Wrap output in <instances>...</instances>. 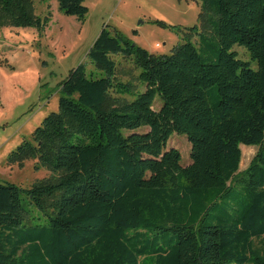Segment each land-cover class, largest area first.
<instances>
[{
    "label": "trees",
    "instance_id": "trees-1",
    "mask_svg": "<svg viewBox=\"0 0 264 264\" xmlns=\"http://www.w3.org/2000/svg\"><path fill=\"white\" fill-rule=\"evenodd\" d=\"M57 2L80 20L88 12L83 0ZM200 6L170 54L101 29L87 55L103 75L72 68L58 110L5 159L51 175L29 188L0 183V264H264V0ZM4 26L40 29L32 0H0ZM113 54L141 70L133 100ZM172 133L190 143L186 166L166 148ZM241 144L257 150L239 171ZM24 198L43 223L31 224Z\"/></svg>",
    "mask_w": 264,
    "mask_h": 264
},
{
    "label": "rangeland",
    "instance_id": "rangeland-1",
    "mask_svg": "<svg viewBox=\"0 0 264 264\" xmlns=\"http://www.w3.org/2000/svg\"><path fill=\"white\" fill-rule=\"evenodd\" d=\"M34 14L41 18V28L0 27V183L10 182L29 188L47 178L45 167L34 168L35 160H25L22 166L7 165L8 153L22 140H31V133L43 118L58 110L60 84L72 68L83 64L87 74L101 76L87 53L102 28L114 29L132 44L154 55L170 54L183 41L186 29L199 25L200 0H83L88 12L84 19L66 15L57 0H32ZM197 45V35L191 37ZM233 50L238 58L250 61L242 46ZM116 65V77L134 84L133 100L145 90L137 80L141 72L133 60L121 54L111 56ZM255 67V64L252 63ZM162 104L156 95L153 107ZM148 127L123 129L122 134L145 132ZM173 147L181 155L180 164L190 163V143L184 135L172 133L166 148ZM239 171L245 169L254 156L255 145H240ZM30 211L31 224L43 223L46 216L24 198Z\"/></svg>",
    "mask_w": 264,
    "mask_h": 264
}]
</instances>
